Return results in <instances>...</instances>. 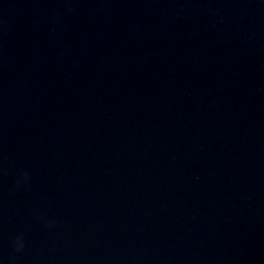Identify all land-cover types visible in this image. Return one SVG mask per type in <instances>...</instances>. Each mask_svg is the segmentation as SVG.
I'll use <instances>...</instances> for the list:
<instances>
[{
    "label": "water",
    "instance_id": "obj_1",
    "mask_svg": "<svg viewBox=\"0 0 264 264\" xmlns=\"http://www.w3.org/2000/svg\"><path fill=\"white\" fill-rule=\"evenodd\" d=\"M0 262L264 264V0H0Z\"/></svg>",
    "mask_w": 264,
    "mask_h": 264
},
{
    "label": "clouds",
    "instance_id": "obj_2",
    "mask_svg": "<svg viewBox=\"0 0 264 264\" xmlns=\"http://www.w3.org/2000/svg\"><path fill=\"white\" fill-rule=\"evenodd\" d=\"M20 249H21V245H19V244L17 243V245L15 246V251H16V252H19ZM0 264H2V262H0Z\"/></svg>",
    "mask_w": 264,
    "mask_h": 264
}]
</instances>
